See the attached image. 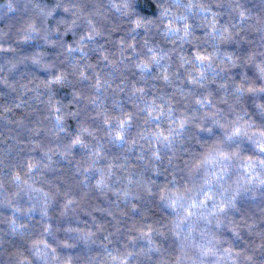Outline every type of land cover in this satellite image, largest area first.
I'll list each match as a JSON object with an SVG mask.
<instances>
[{"label":"clouds","instance_id":"obj_1","mask_svg":"<svg viewBox=\"0 0 264 264\" xmlns=\"http://www.w3.org/2000/svg\"><path fill=\"white\" fill-rule=\"evenodd\" d=\"M0 264H264V0H0Z\"/></svg>","mask_w":264,"mask_h":264}]
</instances>
